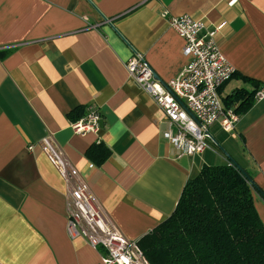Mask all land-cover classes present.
<instances>
[{
  "label": "crops",
  "instance_id": "obj_1",
  "mask_svg": "<svg viewBox=\"0 0 264 264\" xmlns=\"http://www.w3.org/2000/svg\"><path fill=\"white\" fill-rule=\"evenodd\" d=\"M184 15L221 28L216 40L236 69L224 99L255 92L235 132L213 125L211 149L195 157L163 139V112L126 69L135 50L161 81L176 78L189 59L168 19ZM262 88L264 0H0V264L101 262L102 249L67 233V186L40 147L47 141L129 240L165 222L206 166L237 164L250 175L264 226ZM91 104L101 130L78 135L71 123ZM98 144L110 153L101 165L90 158Z\"/></svg>",
  "mask_w": 264,
  "mask_h": 264
},
{
  "label": "built area",
  "instance_id": "obj_2",
  "mask_svg": "<svg viewBox=\"0 0 264 264\" xmlns=\"http://www.w3.org/2000/svg\"><path fill=\"white\" fill-rule=\"evenodd\" d=\"M166 15V14H165ZM170 27L185 41L184 55L189 59L181 73L163 82L143 54L133 50L126 63L132 81L144 90L163 112L169 129L163 133L179 156L195 157L211 149V127L219 124L233 134L240 115L225 105L223 87L235 76L236 69L221 52L216 40L220 27L209 28L201 19L171 16ZM264 98V88L256 100ZM101 113L91 104L85 115L71 123L78 135L98 133ZM67 186V233L84 238L93 249H102L100 264H150L139 240L127 239L110 221L89 185L81 178L68 157L52 142L40 144ZM30 147L29 150H33Z\"/></svg>",
  "mask_w": 264,
  "mask_h": 264
},
{
  "label": "trees",
  "instance_id": "obj_3",
  "mask_svg": "<svg viewBox=\"0 0 264 264\" xmlns=\"http://www.w3.org/2000/svg\"><path fill=\"white\" fill-rule=\"evenodd\" d=\"M254 97L241 89L224 102L242 115ZM109 154L98 144L90 158L101 165ZM253 189L259 190L237 164L204 167L187 181L174 213L139 240L150 264H264V226Z\"/></svg>",
  "mask_w": 264,
  "mask_h": 264
},
{
  "label": "water",
  "instance_id": "obj_4",
  "mask_svg": "<svg viewBox=\"0 0 264 264\" xmlns=\"http://www.w3.org/2000/svg\"><path fill=\"white\" fill-rule=\"evenodd\" d=\"M155 78H156L157 80H161V79L157 76V74H155Z\"/></svg>",
  "mask_w": 264,
  "mask_h": 264
}]
</instances>
